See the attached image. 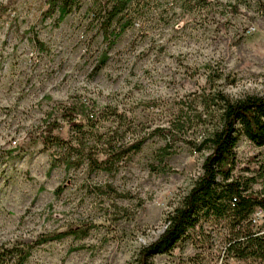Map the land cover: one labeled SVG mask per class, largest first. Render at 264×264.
<instances>
[{
	"label": "rangeland",
	"instance_id": "374dc122",
	"mask_svg": "<svg viewBox=\"0 0 264 264\" xmlns=\"http://www.w3.org/2000/svg\"><path fill=\"white\" fill-rule=\"evenodd\" d=\"M263 1L207 0L194 6L145 0L92 73L105 42L85 13L87 0L58 25L55 15L42 16L43 0H0V246L89 223L81 239L66 236L35 245L24 264H134L139 248L162 231L166 214L189 189L205 154L185 142L195 137L190 128L164 151L167 140L149 133L166 126L177 109L191 110L201 93L221 90L238 98L264 92ZM72 105L122 113L123 143L149 136L110 174L86 175L84 167L66 173L62 166L48 172L53 148L43 150L40 134L56 120L54 134L68 138L71 130L60 108ZM110 119L99 131L111 130ZM235 156L239 172L264 159V147L240 138ZM106 184L115 192L87 191ZM221 249L214 242L202 252L184 242L151 261L220 264Z\"/></svg>",
	"mask_w": 264,
	"mask_h": 264
},
{
	"label": "trees",
	"instance_id": "16d2710c",
	"mask_svg": "<svg viewBox=\"0 0 264 264\" xmlns=\"http://www.w3.org/2000/svg\"><path fill=\"white\" fill-rule=\"evenodd\" d=\"M83 1L43 0L41 14L50 18L55 15L53 23L58 25L65 16L78 10ZM87 1L85 13L95 26L94 33L105 42L92 70L95 73L107 60V52L115 39L137 18L145 0ZM183 3L202 6L207 0H183ZM32 36L38 49H42L43 43L34 33ZM196 99L198 101L191 110L177 109L166 126L155 127L149 133L167 140L161 147L164 151L168 142L183 140L180 135L190 128L195 137L185 142L194 152L205 154L200 172L189 189L166 214L162 231L139 248L134 264H152L154 256L169 253L184 242L202 252L211 249L214 242L221 244L220 264L226 260L248 264L264 262L263 224L260 221L253 223L251 218L257 208L264 215V184L257 190L252 188L254 184L264 182V159L255 167L245 166L239 172L235 171V147L240 138L254 147H264V92L230 98L221 90H213L197 95ZM60 116L71 130L68 138L54 134L59 128L56 120L48 121L40 134L43 150L53 148L49 154L48 172L62 166L66 173L84 167L86 175L94 172L110 174L149 136L123 143L124 131L119 128L123 114L108 107L97 110L85 105L61 107ZM108 118L115 125L108 132L99 131V124ZM248 160L253 161V157ZM63 186L58 185L53 190L54 196L61 193ZM93 187L87 191L115 192L109 184ZM91 227L89 223L69 224L60 230L41 234L33 242L16 241L0 246V264H24L35 245L66 236L81 239Z\"/></svg>",
	"mask_w": 264,
	"mask_h": 264
},
{
	"label": "built area",
	"instance_id": "2783aa9c",
	"mask_svg": "<svg viewBox=\"0 0 264 264\" xmlns=\"http://www.w3.org/2000/svg\"><path fill=\"white\" fill-rule=\"evenodd\" d=\"M252 222L255 223L256 221H260L263 224L262 232H264V215L261 209L257 208L254 210L252 216Z\"/></svg>",
	"mask_w": 264,
	"mask_h": 264
}]
</instances>
